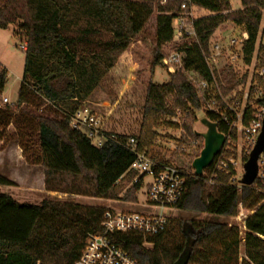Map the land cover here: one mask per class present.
I'll list each match as a JSON object with an SVG mask.
<instances>
[{"label":"trees","instance_id":"obj_1","mask_svg":"<svg viewBox=\"0 0 264 264\" xmlns=\"http://www.w3.org/2000/svg\"><path fill=\"white\" fill-rule=\"evenodd\" d=\"M182 2L0 0V29L18 25L16 36L26 44L23 79L12 104H1L7 70L0 64V149L16 141L28 162L44 167L48 191L101 199H117L118 183L137 176L136 171L129 170L136 152L146 151L153 159L169 164L152 153L162 126L179 128L166 117L181 111L191 121L183 125L186 135L178 139L181 143L201 138L192 124L195 110L202 109L204 103L186 72L194 71L201 79L212 81L205 56L210 54L212 35L228 21L247 32L243 62L250 65L264 9V0H241L242 7L237 10L231 8L230 0H192L209 12L194 20L198 42L180 47L185 53L183 70L170 74L164 83H156L154 72L157 66H164L163 47L173 40V22ZM155 12V46L150 80L143 86L145 99L138 130L133 134L104 130L107 141L97 148L84 132L70 126V118L91 103L90 98L108 78L114 81L115 89H121L124 76L116 80L109 73L123 56L134 61L130 49L135 43L142 44L139 36ZM214 76L221 83L225 80L228 87L235 79L231 69L214 71ZM246 78L247 74L242 82ZM228 87L222 85L224 94ZM249 112L247 109L245 123ZM206 116L229 137L228 141L236 142L235 128L230 131L213 112L207 111ZM130 138L137 140L136 152L127 145ZM234 152L228 150L226 156ZM234 175L232 167L217 171V178L210 183L204 174L189 173L177 207L220 217L237 216L240 205L250 212L245 219V255L241 261L238 227L219 220H192L187 225L181 219H170L162 233L147 239L150 246L144 245L141 235L128 232L111 234L112 241L139 264H264V178L246 186L232 184ZM143 178L129 188L124 200L136 201ZM13 184L0 174V185ZM104 211L102 206L53 199L22 203L0 193V264H73L87 234L102 230Z\"/></svg>","mask_w":264,"mask_h":264},{"label":"rangeland","instance_id":"obj_2","mask_svg":"<svg viewBox=\"0 0 264 264\" xmlns=\"http://www.w3.org/2000/svg\"><path fill=\"white\" fill-rule=\"evenodd\" d=\"M230 2L233 10L242 7L241 0H230ZM157 3V1L154 2L155 6H157ZM178 13L179 12H177V14ZM208 13V11L199 6H195L193 9L194 18L196 19ZM155 15L156 12L146 26L144 32L139 36V39L143 41L142 44L135 43L130 49L133 59L137 64L127 66L126 64H128V62L126 59H122L120 62V71L122 69H126V71L129 69L128 76H124L125 84L134 82L133 85L135 86L132 87V89H115L114 81L108 78L102 88L97 89L90 98L92 104H87V106L100 117L105 131L133 134L138 130L142 105L145 99V89L143 86L147 84L148 78L150 80L151 60L153 58V49L155 46ZM17 27L18 25H13L8 29H0V60H2L7 68V82L1 97V104H4V97H6L10 103H14L17 100L18 90L23 79L25 64V49L23 46H25V43L16 36ZM243 31L244 28L238 27L230 21L225 22L212 35L210 49L212 50L213 45L217 42L223 47L227 46L232 37H240ZM258 40L264 42V9ZM190 42L191 40L189 39H174L163 47V52L165 56H168L173 51L180 50L183 44ZM237 50H241L240 45L237 46ZM225 54L226 56L224 55L219 59L217 58L216 60L210 61V64L213 71L220 73L224 69H231V72L235 74V79L232 80L229 87L225 80L222 81L223 83L218 81L221 91L222 85L230 89L227 94H224L222 91L225 97L229 99L235 92L240 95L242 89H248L254 62L251 65H246L242 60L233 63L227 56L229 54ZM170 74L171 73L167 72L163 66H157L153 81L156 83H164L170 79ZM245 74H247V78L242 82V77ZM260 84L261 87H264V81H260ZM169 101H172V97L169 98ZM206 112L207 110L204 106L200 110H195L196 121L192 125L193 130L197 133H204L207 131V127L201 123L203 118H207ZM166 119L168 120L169 117H166ZM182 121H184L183 123L191 122L185 113H183ZM183 123L181 122L180 125H184ZM158 132L160 133L159 137L152 147V153L157 155L156 158L181 166L189 173H195L192 163L194 159L200 156L204 148V138L201 136V138L181 143L178 139L186 135L183 126L179 128H166L162 126ZM228 147L231 149L230 151H236L232 155L236 156V176L238 180H240L244 173V156L247 155V151H249V155L252 149L249 150L245 139L238 132L236 142L230 139L228 141ZM239 149H242V153H239ZM0 174L6 176L14 183L12 186L0 185V193L9 194L22 203L39 204L43 199H53L102 207L107 205L119 206L121 209L135 211L142 210L141 204L145 202L147 185L151 181L150 176H144L141 189L136 194V201L124 200L123 196L134 184V179L137 176L131 181L127 178H123L118 183L119 197L117 199L92 198L82 195L48 191L45 188L44 167L41 164L28 162L23 155L21 147L16 141H10L0 149ZM118 200L121 201V204H117ZM166 214L170 216V219H181L187 225H189L192 220H219L229 226H237L241 237L239 245L240 261L244 257V237L247 232L245 229V217L249 215L250 212L246 211L242 206H239L238 215L234 217L212 216L205 213L193 214L179 208L172 212L167 211Z\"/></svg>","mask_w":264,"mask_h":264},{"label":"built area","instance_id":"obj_3","mask_svg":"<svg viewBox=\"0 0 264 264\" xmlns=\"http://www.w3.org/2000/svg\"><path fill=\"white\" fill-rule=\"evenodd\" d=\"M195 6L192 0H183L180 12L173 22V38L175 40L189 39L191 42H198L194 27L196 18H194L193 9ZM247 39L248 34L243 31L240 37H232L225 47L218 42L213 45L210 54L205 56V60L213 73L212 81L201 79L194 71H187L186 74L199 89L206 110L217 114L230 131L235 128L243 136L250 150L257 143L264 119V103H262L264 101V87L260 86V80L264 81V42L257 38L251 62V64L254 62V67L249 86L246 90L242 89L240 95L235 92L229 99L225 97L210 64V61L226 56L225 53L229 54L227 56L233 63L239 60L243 61V44ZM238 45L241 46L240 51L237 50ZM23 47L26 50V44ZM184 59L185 53L182 50L173 51L164 57L163 67L167 72L173 74L177 70H183ZM3 102L12 104L6 97L3 98ZM247 109L250 112L249 119L245 123L244 119L248 114ZM182 118L183 113L177 111L175 115L169 117L168 121L182 127L183 125H180L181 122H184ZM70 126L84 132L91 144L97 148L102 147L107 141L102 120L87 105L80 107L71 116ZM228 138L226 136V139ZM127 145L131 151L136 152L137 140L135 138H130ZM228 150L231 149L228 146H223L210 165H213L212 168L203 174L207 176L210 183H213L214 179L217 178V171H228L232 167L235 175L230 179V182L242 185L240 180L243 175L240 180L236 176V156L227 157L226 152ZM239 153H242V149H239ZM263 153L258 160L257 178H264ZM129 170L138 173L134 183L141 176L151 177V181L147 185L145 202L141 204L142 210H125L112 205L104 206L102 230L87 234L80 256L73 264H139L127 251L114 244L111 234L119 232L139 234L145 239L144 245L150 246L151 243L147 239L155 237L167 228L170 216L166 212H172L178 208L177 205L186 190V179L189 172L173 163H161L153 159L146 151L136 152V158ZM117 204H121V201L118 200Z\"/></svg>","mask_w":264,"mask_h":264},{"label":"water","instance_id":"obj_4","mask_svg":"<svg viewBox=\"0 0 264 264\" xmlns=\"http://www.w3.org/2000/svg\"><path fill=\"white\" fill-rule=\"evenodd\" d=\"M201 123L207 127L204 133H198L204 138V148L200 156L194 159L192 167L196 175H203L204 170L210 167L214 158L220 153L226 142V135L217 129V124L208 118H203ZM264 152V119L262 130L257 143L251 150L248 160L244 163V174L240 180L242 185H252L258 177L259 167L258 160Z\"/></svg>","mask_w":264,"mask_h":264},{"label":"crops","instance_id":"obj_5","mask_svg":"<svg viewBox=\"0 0 264 264\" xmlns=\"http://www.w3.org/2000/svg\"><path fill=\"white\" fill-rule=\"evenodd\" d=\"M122 59H124V56L120 59V62H121V60ZM126 61L128 62V64H126L127 66H129V65H135V62L133 61V60H131V61H129V60H127L126 59ZM118 63L117 64V66L109 73V76H110V78H112V79H114V78H116V80L117 79H119V78H121L122 76H128V70L126 71V69H122L121 71H120V66H121V63ZM0 64H1V66L3 67V68H5L6 70H7V68H6V65L2 62V60H0ZM119 81V80H118ZM134 84V82H132L131 84H124L123 86H121V89H132V87H134L135 85H133Z\"/></svg>","mask_w":264,"mask_h":264}]
</instances>
